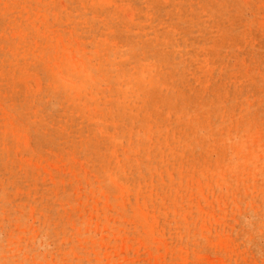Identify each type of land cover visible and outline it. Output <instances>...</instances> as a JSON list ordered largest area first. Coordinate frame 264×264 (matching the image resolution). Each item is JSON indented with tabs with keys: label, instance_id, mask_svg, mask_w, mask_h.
<instances>
[{
	"label": "rangeland",
	"instance_id": "374dc122",
	"mask_svg": "<svg viewBox=\"0 0 264 264\" xmlns=\"http://www.w3.org/2000/svg\"><path fill=\"white\" fill-rule=\"evenodd\" d=\"M0 264H264V0H0Z\"/></svg>",
	"mask_w": 264,
	"mask_h": 264
}]
</instances>
